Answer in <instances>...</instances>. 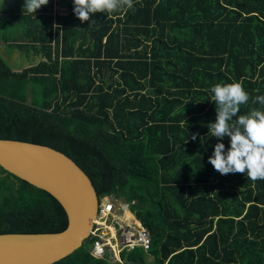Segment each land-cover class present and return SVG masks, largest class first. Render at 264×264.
Segmentation results:
<instances>
[{"label": "trees", "instance_id": "16d2710c", "mask_svg": "<svg viewBox=\"0 0 264 264\" xmlns=\"http://www.w3.org/2000/svg\"><path fill=\"white\" fill-rule=\"evenodd\" d=\"M59 1L69 12L58 15L55 38L43 6L0 14L2 28L10 18L25 26L24 41L9 45L42 57L15 70L0 52V138L54 147L99 197H123L152 238L147 257L137 247L131 259L264 264V179L217 172L209 157L219 142L227 151L230 138L208 127L217 83L242 84L250 98L241 114L264 109L252 103L264 96V0H134L85 22L74 0ZM67 224L54 196L0 166V233ZM92 237L53 264H112L92 255Z\"/></svg>", "mask_w": 264, "mask_h": 264}, {"label": "water", "instance_id": "95a60500", "mask_svg": "<svg viewBox=\"0 0 264 264\" xmlns=\"http://www.w3.org/2000/svg\"><path fill=\"white\" fill-rule=\"evenodd\" d=\"M0 166L49 192L68 216L62 231L0 233V264H53L90 237L99 195L88 174L71 157L45 144L0 138ZM124 261L141 264L129 258V253Z\"/></svg>", "mask_w": 264, "mask_h": 264}, {"label": "clouds", "instance_id": "9594fccd", "mask_svg": "<svg viewBox=\"0 0 264 264\" xmlns=\"http://www.w3.org/2000/svg\"><path fill=\"white\" fill-rule=\"evenodd\" d=\"M48 3L49 0H26L23 14L36 13ZM133 6L134 0H74V13L85 22L91 14L103 12L111 18L113 13ZM210 92L217 117L208 124L209 132L220 140L229 137L230 147L225 151V144L217 143L209 162L221 175L242 173L253 182L264 179V109L254 107L241 114L240 106L247 104L250 97L239 82L214 84ZM252 103L264 105V96L254 97ZM197 135L194 133L191 138L195 140Z\"/></svg>", "mask_w": 264, "mask_h": 264}, {"label": "built area", "instance_id": "2783aa9c", "mask_svg": "<svg viewBox=\"0 0 264 264\" xmlns=\"http://www.w3.org/2000/svg\"><path fill=\"white\" fill-rule=\"evenodd\" d=\"M114 211L115 203L112 200L106 196L101 201L99 197L98 213L91 231L94 237L92 254L95 257H104L106 254L118 253L117 260L127 264L119 253L125 249L134 250L137 247L147 252L151 248L152 238L150 231L140 222L137 227H127L116 232L118 220L113 219V223L111 217Z\"/></svg>", "mask_w": 264, "mask_h": 264}, {"label": "rangeland", "instance_id": "374dc122", "mask_svg": "<svg viewBox=\"0 0 264 264\" xmlns=\"http://www.w3.org/2000/svg\"><path fill=\"white\" fill-rule=\"evenodd\" d=\"M15 1L16 0H0V11L2 12V13L0 12V14L4 13L3 11H5V6L8 4V2L13 3ZM62 9H64V7H62ZM3 25H4V22L0 21V40L4 41V38H5L4 36H6L7 39L9 37L10 40H12V41L15 40L16 42H19V41H21V39H23L22 37H23L24 29H25L23 25H20L19 23H17L13 27L11 21H9V23H7L6 29L1 28ZM0 52L3 53V47L2 46H0ZM31 53H32L31 50H29V51L26 49L18 50L17 48L13 47L12 49H10V51L8 53L5 52L2 55L4 56V58H6L7 62H9L14 69L20 70V69H23L24 67L31 66V65L37 63L42 58L40 56L41 54H38V56H35ZM11 56H12V58H9ZM106 196L115 203V211L113 212L111 217H112L113 223H114L113 219L118 220V223H117L116 229H115L116 232H120L122 229H125L127 227L132 228L133 222H137V221L133 219V221L128 222V220L127 219L124 220V218L122 216L123 211H124L123 209L127 208L129 203L123 197H118L115 193H111V194H107L105 196H102L101 201ZM130 209H131V207H130ZM131 216H133V215H131ZM133 218H135V215L133 216ZM92 238H94V237H92ZM92 246H93V241H92V244L90 246L91 247V253H92ZM125 250H127L125 254H128L131 252L128 249H125ZM137 250H139V252H141L143 254L144 258L147 257V253H143L142 248L140 249V247H138ZM124 251L119 253V256L121 258H123V260H124V256H125V255H123ZM116 254H118V253L108 254L107 255L108 260L112 264H118V263L122 264L120 261L117 260L118 256ZM148 256H151V255H148ZM152 261H153L152 258H150L149 260L145 259V263L146 262L152 263ZM125 263H127V262H125ZM145 263H141V264H145Z\"/></svg>", "mask_w": 264, "mask_h": 264}, {"label": "crops", "instance_id": "0c3cea01", "mask_svg": "<svg viewBox=\"0 0 264 264\" xmlns=\"http://www.w3.org/2000/svg\"><path fill=\"white\" fill-rule=\"evenodd\" d=\"M25 1L26 0H16L15 2H13V3H10V2H8V4L5 6V11H3L4 13L5 12H10L11 14H18V15H20V14H23V6H24V4H25ZM52 9H50V3L49 4H47V5H44L43 7H42V9H41V11L39 12V14L40 15H42V17H41V21L44 23V22H46L48 19H49V16L50 15H52V21H51V24H52V34H53V37L55 38L56 37V29H61L62 27H63V25H60L59 23H58V15H60V14H63V15H65V14H67L68 12H69V7H68V5H67V3H61L59 0H54L53 2H52ZM62 7H64V9H62ZM51 10V11H50ZM1 12V11H0ZM2 13V12H1ZM27 12L25 11L24 12V14H26ZM27 14H29V13H27ZM2 21V20H1ZM9 21H11V23H15V25L17 24V23H19L20 25H23V23H22V21L20 22V21H18V20H16L15 18H13V19H7V21H6V23H9ZM4 22V21H3ZM5 23V22H4ZM14 25V26H15ZM54 25H56L55 27H54ZM24 26V25H23ZM2 28V27H1ZM24 28H25V26H24ZM3 29H5V28H3ZM21 35V34H20ZM23 35H24V33H23ZM22 36V35H21ZM5 37V36H4ZM23 38V37H22ZM22 41H24L23 39H21V41H19V42H22ZM7 42V43H6ZM10 42H16L15 40L14 41H12V40H8V41H5V38H4V41L3 40H0V46H2L3 47V53H5V52H9L10 51V49H12V47L9 45L10 44ZM18 49V48H17ZM19 50V49H18ZM32 52V51H31ZM2 52H1V54H3ZM31 54H33L34 55V53L32 52ZM36 56V55H35ZM20 57V56H19ZM9 58H12V56L11 57H9ZM24 67V66H23ZM28 67V66H27ZM22 68V67H21ZM25 68V67H24ZM16 70V69H15ZM20 70H22V69H20ZM124 211H123V218H124V220H128V222H131V221H133V219L134 220H136L137 222H133V226H132V228H134V227H137L138 226V222H140V223H142L136 216H135V218H133V216L135 215L134 214V212H132L131 211V209H130V206L128 205V207L127 208H124L123 209ZM128 214V215H127ZM130 215H133V216H130Z\"/></svg>", "mask_w": 264, "mask_h": 264}, {"label": "bare ground", "instance_id": "6f19581e", "mask_svg": "<svg viewBox=\"0 0 264 264\" xmlns=\"http://www.w3.org/2000/svg\"><path fill=\"white\" fill-rule=\"evenodd\" d=\"M128 215V214H127ZM131 216V215H130Z\"/></svg>", "mask_w": 264, "mask_h": 264}]
</instances>
